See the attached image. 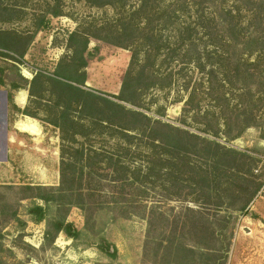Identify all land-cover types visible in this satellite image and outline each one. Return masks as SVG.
Listing matches in <instances>:
<instances>
[{"label":"trees","instance_id":"obj_1","mask_svg":"<svg viewBox=\"0 0 264 264\" xmlns=\"http://www.w3.org/2000/svg\"><path fill=\"white\" fill-rule=\"evenodd\" d=\"M1 1L0 22L15 21V11L3 6ZM82 1L92 8L111 9L115 16L101 23L92 20L79 24L69 36L72 56L60 61L54 77L37 73L29 88L30 97L39 100H43L46 93H57L56 106L60 114L50 123L61 134L60 184L58 187L30 184L0 187V225L16 222L25 228L27 224L19 218L24 201L53 203L67 212L78 208L90 229L94 216L104 210L111 214V221L117 219L115 216L141 213L149 226L145 250L153 251L154 264H200L197 258L200 250L214 256L222 252L214 264H227V250L213 248L210 239L201 237L205 242H197V234H194L195 248L189 247L184 242L183 231L187 224L181 229L180 221L164 216L160 205L151 203V195L165 201L197 203V198L188 200L192 193L187 194L185 189L194 188L195 195L199 182L208 185L210 190L212 182L217 180L213 171L221 175L234 171L239 180L235 188L248 196L244 205L235 208L242 212L262 189L260 182L246 179L253 175L258 161L247 152L149 116L148 108L141 101L150 90L164 91L173 85L172 74H159V70H155L159 58L165 54L162 62L167 63L184 52L188 60L183 63H195L201 75L185 102L188 107L185 111H197L199 132L232 142L256 128L264 139V0H236L235 7L230 6L228 0L220 3L217 0ZM47 13L62 16L57 4L37 21L38 28L48 25ZM192 18L195 22H190ZM156 22L160 23V29L153 27ZM164 30L177 32L175 42L162 34ZM0 33L9 36L19 48L17 35ZM91 38L132 53L120 94L113 96L119 103L98 98L85 89L86 54ZM13 50L22 61L26 49ZM0 83L3 84L1 79ZM189 86L190 83L185 89ZM12 88L21 87L12 84ZM98 99L103 102L99 108ZM21 101L17 98V103L23 107ZM73 105L81 110L83 119L72 115ZM14 109L19 110L16 106ZM22 114L34 117L28 109ZM159 114L163 116L164 112ZM84 120H88V127L81 123ZM18 122V131L40 135L39 126L25 120ZM101 137L117 141L116 148H96L92 140ZM210 148H214L213 152L208 151ZM194 157L210 161L209 167L197 168ZM103 181L108 183L103 184ZM128 209L140 212L128 214ZM29 214L37 223L45 222L44 238L50 246L61 233L72 240L81 236L75 225L65 218L47 219L46 209L39 204H35ZM18 238L22 241L24 236L21 234ZM229 247L230 244L225 248ZM97 248L113 259L117 257V248L104 239ZM3 251L15 259L13 250H4L0 244V252ZM0 264L30 262L10 263L0 257Z\"/></svg>","mask_w":264,"mask_h":264},{"label":"rangeland","instance_id":"obj_2","mask_svg":"<svg viewBox=\"0 0 264 264\" xmlns=\"http://www.w3.org/2000/svg\"><path fill=\"white\" fill-rule=\"evenodd\" d=\"M221 1L217 0L218 3ZM1 2L3 6L15 11L13 15L15 14L16 19L10 23L0 22V32H11L12 37L17 35L16 41L20 45L18 48L9 36L0 33V79L3 81V84L0 83V187L29 184L58 187L61 134L60 130L50 123V120L57 119L60 114L56 106L57 93H46L43 100L31 98L30 82L37 73L54 77L60 61L72 56V51L68 48L69 36L77 30L79 24L92 20L100 23L107 19L112 20L115 14L111 9L105 11L92 8L82 0ZM228 2L232 7L237 5L236 0ZM132 3L138 1L132 0ZM57 4L62 10V16L55 17L47 13L48 25L38 28L37 21L47 10H54ZM179 22L181 23V20ZM190 22H195L194 18ZM159 24L156 22L153 27L160 29ZM142 27L144 24L140 28ZM162 34L170 37L172 42H175L177 37L175 31L164 30ZM13 49L18 52L26 49L22 61ZM131 56L132 53L128 50L91 38L86 54L85 89L98 98L119 103L113 96L120 94ZM184 56V52H181L176 55L177 59L167 63L162 62L165 54L159 58L155 70H159V74H172L173 85L164 91L154 88L145 94L141 103L148 108L146 113L208 140L247 152L256 158L258 164L253 175L246 179L260 182L262 189L245 211H237L235 208L244 205L248 197L245 192L235 188L237 184L235 182H239L238 176L234 171L222 172L223 175L219 171H213V176L217 180L212 182L210 190L207 189L208 185L199 182L197 192L194 191L195 195L192 192L194 188L184 190L187 194L192 193L188 200L197 198V203L165 201L154 195H151L150 201L152 204L160 205L161 212H164V216H168L171 221H180L181 229L183 224H187L183 231L186 236L184 242L189 247L195 248L194 234H197V242L204 243L201 237L207 238L212 240L213 248L227 250V264H264V139L261 131L251 128L242 138L232 142L226 141L223 137L214 138L201 134L199 132L201 126L197 124V111H185L188 109L185 102L201 75L197 72L195 63H183L188 60ZM188 83L190 86L186 90ZM12 84H17L21 88L14 90ZM21 95L27 96V101L26 97H18ZM17 98L23 100L20 102L23 107L17 103ZM97 103L99 108L103 102L98 99ZM14 106L19 110L14 109ZM25 109L34 114V117L22 114ZM79 110L73 105L71 112L80 120L83 119V115ZM162 111L163 116L159 114ZM21 120L37 124L41 130L40 135L31 136L18 131L16 123ZM81 123L88 127V120ZM92 144L96 148L115 149L118 142L101 137L93 139ZM213 150L214 148H210L208 151ZM193 163L197 168L207 169L210 161L194 157ZM107 183L103 181V184ZM35 204L46 209V218L49 220L65 218L73 222L81 232L80 238L72 240L60 235L61 240L57 243L60 237L58 236L54 245L50 246L44 238L45 222L37 223L35 217L29 214V210ZM128 212L131 214L140 211L128 209ZM138 214L139 216H115L117 219L111 221V214L104 210L94 216L90 229L85 224L84 213L78 208H72L67 212L53 203L45 204L39 200L24 201L19 209V218L27 226L23 228L16 222L0 225L2 236L0 244L4 250H13L15 259L5 251L0 252V257H4L10 263L29 261L30 264H154L153 251L145 250L148 221L141 213ZM21 234L24 236L22 241L18 238ZM103 239L117 248L115 259L98 250L97 245ZM228 244L229 249L225 248ZM217 254L214 256L200 250L197 258L200 264H214L222 252Z\"/></svg>","mask_w":264,"mask_h":264},{"label":"crops","instance_id":"obj_3","mask_svg":"<svg viewBox=\"0 0 264 264\" xmlns=\"http://www.w3.org/2000/svg\"><path fill=\"white\" fill-rule=\"evenodd\" d=\"M19 98H25L26 97V101H27V96H25V95H21V96H18ZM31 123V122H30ZM20 124V122H18V125ZM33 124H35V123H33ZM35 125H37V124H35ZM38 126V125H37ZM22 133V132H21ZM34 136H36V135H34ZM37 136H39V135H37ZM42 202V201H41ZM67 222H69V223H73V222H70V220H67ZM74 224V223H73ZM75 225V224H74ZM76 227V226H75ZM77 228V227H76ZM78 229V228H77ZM79 230V229H78ZM80 231V230H79ZM60 235H63V236H66L64 233H61ZM59 235V236H60ZM67 237V236H66ZM68 238V237H67ZM61 240V236L59 237V239L57 240V243L59 242Z\"/></svg>","mask_w":264,"mask_h":264},{"label":"water","instance_id":"obj_4","mask_svg":"<svg viewBox=\"0 0 264 264\" xmlns=\"http://www.w3.org/2000/svg\"><path fill=\"white\" fill-rule=\"evenodd\" d=\"M5 137H7V135H5ZM111 252H114V249L113 248L111 249Z\"/></svg>","mask_w":264,"mask_h":264}]
</instances>
